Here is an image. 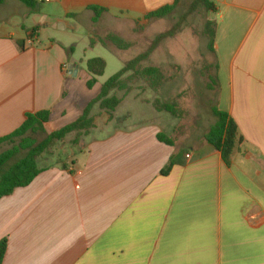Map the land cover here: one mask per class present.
Masks as SVG:
<instances>
[{"label": "crops", "instance_id": "1", "mask_svg": "<svg viewBox=\"0 0 264 264\" xmlns=\"http://www.w3.org/2000/svg\"><path fill=\"white\" fill-rule=\"evenodd\" d=\"M173 2L42 4L54 7L51 25L63 31L72 27L69 19L97 24L93 7L104 9L98 23L121 27ZM7 9L20 18L0 16V139L45 110L52 111L46 130L57 131L77 120L101 87L79 94L76 81L87 87L90 75L67 44L57 37L43 42L41 25L26 28L32 11L19 0L0 5L1 14ZM217 14V73L225 76L217 106L243 139L231 164L202 138L160 142L163 120L125 127L115 118L0 200V241L8 240L3 264H264V0H217ZM71 64L77 77L68 73ZM183 150L186 163L162 174Z\"/></svg>", "mask_w": 264, "mask_h": 264}, {"label": "rangeland", "instance_id": "2", "mask_svg": "<svg viewBox=\"0 0 264 264\" xmlns=\"http://www.w3.org/2000/svg\"><path fill=\"white\" fill-rule=\"evenodd\" d=\"M213 1L217 7V0ZM195 2L196 0H182L175 14L150 20L143 17L134 26L126 22L122 23L121 27L115 26L116 23L111 20L108 23L92 24L90 20L69 19L72 27L63 31H55L54 25H51L57 15L54 7L41 4L39 9L32 12L31 17L24 20V24L26 28L41 25V40L43 42H49L57 37L69 48L73 47L72 55L76 60L82 62V67L88 75L87 61L94 58L104 59L107 68L104 75L98 78V87L121 71L126 63L143 55L155 45L151 55L141 61L137 67L138 69L159 68L165 77L164 83L154 91L145 81L136 78L130 80L129 86L132 90L117 109L115 116L118 121L116 124L130 127L163 120L164 124H168L166 127L170 128V130L164 128L163 136L165 138H171L173 135L176 142L185 137L204 139L206 133L217 121L212 110L217 106L219 90H222V84L225 85V76L222 75L223 80L220 78V89L218 90L213 86V79L216 75L214 67L216 58L208 49L209 38L206 29L208 21H215L214 18L218 20L219 15L208 13L201 6L195 7ZM10 12L11 9H7L2 14L0 12V16L20 18V15H10ZM126 17V15L124 17L119 15V18ZM42 22L51 26L46 27ZM173 29L176 32L173 37L160 38L161 35ZM110 34L120 36L130 44V47L126 50H118L109 44V49L106 48L100 41L107 40ZM91 36L94 37V43L97 40L100 44L96 43L92 47L90 45ZM131 75H133L132 72L128 74V77ZM84 83V79L76 81V90L82 96L84 92H89ZM118 95L121 97L124 93ZM157 99L162 103L173 105L176 114L157 111L153 106ZM223 99L226 100V92L223 93ZM94 115L97 126H105L110 121L108 115L99 107L95 108ZM47 128V132H52L57 127L50 125ZM85 137H81L80 141L74 144L73 141L76 137L74 134L70 135L64 143L57 144L42 157L40 166L43 168L54 166L58 159L67 158L66 155L72 154L71 151L74 149L83 148L82 140ZM43 138V134L37 136L39 140ZM12 147L13 145L9 143L2 144L0 155ZM73 153H76V157H78V152Z\"/></svg>", "mask_w": 264, "mask_h": 264}, {"label": "trees", "instance_id": "3", "mask_svg": "<svg viewBox=\"0 0 264 264\" xmlns=\"http://www.w3.org/2000/svg\"><path fill=\"white\" fill-rule=\"evenodd\" d=\"M25 6L31 9H39L40 5L36 0H19ZM6 0H0V5L4 4ZM182 0H174L173 4L166 5L146 15V20L154 18H165L176 13ZM194 6H201L206 12L217 13V7L213 0H196ZM94 12L93 22L98 23L104 12V9L93 7ZM36 32V29L33 30ZM175 29L160 36L161 39L165 37H173ZM217 33V21H208L206 34L209 38L208 49L217 58L215 49ZM106 48L109 44L116 47L118 50H126L130 47L120 36L110 34L107 40L100 41ZM92 46L94 42L92 41ZM22 50L25 49L24 43L19 44ZM155 45L143 55L136 57L134 60L126 63L121 71L111 77L106 83L101 86L100 93L91 100L83 110L81 116L74 122L67 124L61 129L48 133L46 124L50 122L52 111L45 110L34 114H28L25 122L11 135L0 139V146L5 143L13 145V147L0 155V200L4 197L11 196L17 189L25 188L31 185L40 173L44 172V168L40 166L41 159L45 154H48L57 144L64 143L70 135H75L74 144L80 141L81 137L88 136L91 131L96 129V117L94 110L99 107L101 111L108 115L110 121L115 120L117 109L122 105L126 96L131 92L129 81L136 78L145 81L149 87L156 91L164 83L165 77L162 71L157 67H145L138 69V64L147 59ZM109 49V48H108ZM68 55L74 52V48L66 49ZM87 71L90 79L87 82V88L93 90L98 84V78L103 76L107 63L102 58H94L87 61ZM216 68V75L214 77L215 87L220 89L219 77L217 73L218 64L214 65ZM132 72L133 75L128 77ZM119 93H124L119 96ZM154 108L159 112H169L172 115L176 114L175 107L168 103H162L160 100H155L153 103ZM213 115L217 118V122L206 133L205 141L213 146L222 154L223 161L230 165L232 158L237 149L238 143L242 142V137L239 135V130L234 119L225 111L219 109L218 106L214 107ZM44 135V138L37 139L38 135ZM165 138L163 133L158 135L160 142L173 146L176 140ZM189 156L188 150H183L177 156L171 158L169 165L162 172L168 175L172 168L176 165H184L187 157ZM8 250V240L2 239L0 241V264L4 263V259Z\"/></svg>", "mask_w": 264, "mask_h": 264}, {"label": "built area", "instance_id": "4", "mask_svg": "<svg viewBox=\"0 0 264 264\" xmlns=\"http://www.w3.org/2000/svg\"><path fill=\"white\" fill-rule=\"evenodd\" d=\"M39 4H42V3H50L51 0H36ZM37 38V32H33L31 31L30 34H29V43L30 44H33L35 39ZM67 66H65L66 68Z\"/></svg>", "mask_w": 264, "mask_h": 264}, {"label": "water", "instance_id": "5", "mask_svg": "<svg viewBox=\"0 0 264 264\" xmlns=\"http://www.w3.org/2000/svg\"><path fill=\"white\" fill-rule=\"evenodd\" d=\"M79 71V67L75 66L74 64L69 65L68 73L73 77H77Z\"/></svg>", "mask_w": 264, "mask_h": 264}]
</instances>
